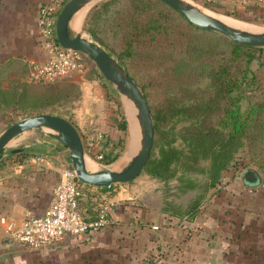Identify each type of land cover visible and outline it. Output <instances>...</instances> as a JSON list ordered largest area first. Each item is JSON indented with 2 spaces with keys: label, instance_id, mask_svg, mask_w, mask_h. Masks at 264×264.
Returning <instances> with one entry per match:
<instances>
[{
  "label": "crops",
  "instance_id": "1",
  "mask_svg": "<svg viewBox=\"0 0 264 264\" xmlns=\"http://www.w3.org/2000/svg\"><path fill=\"white\" fill-rule=\"evenodd\" d=\"M50 1L0 0V61L14 56L28 61L46 59L38 14L39 7ZM201 1L234 12L264 15L263 0ZM66 80L78 84L79 94L68 106L69 115H60L76 126L83 143H89L93 151H107L108 142L118 132L114 108L119 107L124 115L122 104L126 102V115L130 118L132 113L135 117L132 103L101 73L96 76L86 70L73 72ZM127 119V149L123 147L120 155L110 163L98 160L85 149L88 168L118 169L120 167L115 164L121 157L123 160L135 153L140 137L134 140L131 136L128 140L130 125ZM27 131L24 141L16 146L22 150L0 158V234L7 232L9 223L17 224L28 215L41 214L52 196L61 169L70 164L68 148L45 129ZM248 166L262 175L258 185L243 182L241 174ZM128 183H115L110 190L86 183L85 189L93 192L81 201L87 218L95 214L98 194L110 191L109 221L100 228L79 236L65 235L56 244L37 250L21 242L0 245V264H264V171L258 165L238 167L234 161L224 169L221 180L210 187L202 199L193 220L165 212L162 205L148 208L141 201L143 195L132 194ZM154 191L160 195V190ZM175 218L182 223L179 239L184 246L164 250V259L157 261L160 248L148 249L146 243L149 240L156 244L161 239L164 244L171 243L167 230L172 229L170 224ZM196 220L198 230L192 233L187 227ZM149 226L167 230L160 233ZM9 258L17 261H8Z\"/></svg>",
  "mask_w": 264,
  "mask_h": 264
},
{
  "label": "trees",
  "instance_id": "2",
  "mask_svg": "<svg viewBox=\"0 0 264 264\" xmlns=\"http://www.w3.org/2000/svg\"><path fill=\"white\" fill-rule=\"evenodd\" d=\"M83 27L113 53L148 102L154 137L143 170L150 176L163 181L177 179L178 188L185 191L197 185L195 175L201 174L207 191L221 180L223 170L234 162L245 141H256V131H264V46L231 40L224 58L209 57L204 61L203 84H183L161 95L157 92L160 78L153 70L154 55L161 50L181 53L201 42L211 44L212 30L195 25L162 0H102L89 9ZM84 59L85 70L100 76L95 65L87 64L86 56ZM28 70L29 61L20 56L0 61V118L7 121V126L14 122L6 118L21 97L14 80ZM251 91L253 97L246 99V92ZM114 111L118 132L108 142V150L93 151L84 141V150L95 158L102 152L99 160L105 163L120 155L127 135L123 113L119 107ZM100 188L106 189L107 185ZM85 191L87 197L93 194ZM201 201L199 195L187 209L162 210L193 219Z\"/></svg>",
  "mask_w": 264,
  "mask_h": 264
},
{
  "label": "rangeland",
  "instance_id": "3",
  "mask_svg": "<svg viewBox=\"0 0 264 264\" xmlns=\"http://www.w3.org/2000/svg\"><path fill=\"white\" fill-rule=\"evenodd\" d=\"M102 0H97L100 2ZM191 2L197 4L199 7L203 8L209 13H212L222 20L233 21L246 26V30H254V31H263L264 30V16L255 15L252 13H242L236 12L237 14H231L227 11V9L223 7L214 8L210 4L202 2L201 0H190ZM96 3H90L85 6L83 10H81L75 18H80V27L79 29H73V32H83L85 35L93 38L83 27V22L86 14L89 9L95 5ZM231 8V7H230ZM230 11V10H229ZM234 12V11H230ZM213 32L209 33L210 42H201L197 44H192L188 47L187 50H184L181 53H174L167 50H161L154 55L153 58V70L159 75L160 82L157 86V92L159 94H166L174 92L177 88H179L183 84H203L205 82V62L209 57H219L224 58L226 53L228 52L231 39L217 31L212 30ZM216 32V33H214ZM94 39V38H93ZM96 40V39H95ZM98 41V40H97ZM100 43V42H99ZM201 54L199 56L198 54ZM86 56V55H85ZM87 64L95 65L93 61L86 56ZM96 66V65H95ZM253 67L256 66V63L252 64ZM91 69V68H90ZM97 69V68H96ZM87 73H90V70H87ZM26 74H24L21 78H16L14 80L16 85V91L21 92L20 102L17 104L16 108L9 112L10 114L6 118L10 121H17L21 118L28 116L29 113H40L47 112L52 114H63L69 115V104L72 100H74L79 94L78 84L72 81H67L66 78L61 80L53 81V82H35L28 80L26 78ZM246 99L250 96V99L253 97V93L246 92ZM245 99V100H246ZM124 100V99H123ZM243 100V105L246 101ZM125 102V100H124ZM126 103V102H125ZM125 103L122 104V109L124 112V116L127 119L131 128V121L129 116L126 115L125 112ZM133 105V103H132ZM6 106V105H5ZM135 109V120L138 124V120L136 117V108ZM7 121L0 118V132L7 126ZM45 129V128H44ZM140 129V127H139ZM258 130V129H257ZM253 130L252 132H255ZM257 132V139L254 142H249L251 140H246L244 146L240 149L239 152L236 153L235 157L238 159H234L235 164L238 167L246 166L250 164H256L260 167L262 171H264V131ZM28 131H24L17 136L13 137L5 150H9L12 147L17 146L20 142H23L28 134ZM128 138V135H127ZM131 138V131L129 129V139ZM250 138V137H249ZM140 140V139H139ZM126 143V142H125ZM139 146V144H138ZM126 150L127 146H124ZM138 149V148H137ZM136 152V151H135ZM126 158L122 160V157L115 166L123 167L130 159ZM197 185L194 188L187 189L183 191L178 188L180 184L177 179H169L168 181H163L159 178H155L147 174L144 170H142L134 179L128 181V185L133 190L134 193H140L143 195V200L141 201L148 206V208H153L154 206L162 205V207H166L171 210L179 209L184 210L187 209L190 203L193 202L195 198L200 195V199L202 200L208 190L205 189V180L201 174L195 175ZM155 189L160 190V195H156ZM114 192V191H113ZM147 194V196L145 195ZM140 195V196H141ZM204 195V196H203ZM161 196V197H158ZM146 198V199H145ZM155 209V208H153ZM193 220V219H192ZM196 222V223H195ZM198 221H192L190 223V227L188 226V230L192 233L197 232L198 230ZM172 225V229L167 230L168 236L171 237V243L164 244L163 239L158 241L159 243L149 242L146 243V248H160L159 258L157 261H162L164 259V250L171 249V247L184 246L183 240H180V235H182V223L178 219H174V223ZM145 226V224L143 225ZM179 226V227H177ZM148 228V226H145ZM147 228L145 230H147ZM149 228L153 231H158L160 233L164 232V228ZM186 228V227H185ZM165 230V231H166ZM166 233V234H167ZM163 234L164 236H167ZM150 235V234H149ZM162 237V238H163ZM166 257V256H165ZM161 259V260H160ZM8 261L16 262L14 258Z\"/></svg>",
  "mask_w": 264,
  "mask_h": 264
},
{
  "label": "water",
  "instance_id": "4",
  "mask_svg": "<svg viewBox=\"0 0 264 264\" xmlns=\"http://www.w3.org/2000/svg\"><path fill=\"white\" fill-rule=\"evenodd\" d=\"M97 0H66L57 14L55 21V36L57 42L64 48H71L89 57L96 68L112 84L123 97L131 99L136 107V117L140 127V140L136 152L129 161L118 169H90L86 166L84 143L76 126L66 117L47 112H40L21 118L6 126L0 132V158L22 150L12 147L5 150L9 141L18 134L33 129H44L60 144L68 148V159L77 177L92 186L128 182L134 179L145 167L153 145V118L148 102L134 78L118 61L113 53L97 40L83 32H73L71 20L80 9ZM177 10L195 25L220 32L236 43L264 46V30L254 31L233 27L215 15L203 10L190 0H162ZM241 178L246 185H258L262 175L253 167L243 170ZM12 236L3 232L0 234V245L13 243Z\"/></svg>",
  "mask_w": 264,
  "mask_h": 264
},
{
  "label": "built area",
  "instance_id": "5",
  "mask_svg": "<svg viewBox=\"0 0 264 264\" xmlns=\"http://www.w3.org/2000/svg\"><path fill=\"white\" fill-rule=\"evenodd\" d=\"M65 1L51 0L39 7L40 38L47 57L42 61H29L26 73L28 80L53 82L73 72L85 71V55L78 50L62 47L56 40L55 21ZM101 156L102 153H99L97 159ZM85 185L71 164L64 166L43 212L28 215L17 224L9 223L7 233L14 242H21L27 248L37 250L56 244L65 235L79 236L91 229L100 228L109 221L112 202L108 194L112 184L107 185L108 192L98 194L92 218H87L81 206V201L87 198Z\"/></svg>",
  "mask_w": 264,
  "mask_h": 264
},
{
  "label": "bare ground",
  "instance_id": "6",
  "mask_svg": "<svg viewBox=\"0 0 264 264\" xmlns=\"http://www.w3.org/2000/svg\"><path fill=\"white\" fill-rule=\"evenodd\" d=\"M85 7H83L82 9H80L79 10V12L81 11V10H83ZM201 8V7H200ZM203 9V8H202ZM206 11V10H205ZM79 12H77L75 15H74V17L72 18V20H71V25H72V23H73V21H74V19H75V21H74V23H73V25H72V29H79V27H80V19H81V17L80 18H75V16L79 13ZM212 14V13H211ZM214 15V14H213ZM216 16V15H215ZM216 17H218V16H216ZM219 18V17H218ZM221 19V18H220ZM222 20V19H221ZM222 21H224V22H226L227 24H229V25H231V26H233V27H236V28H240V29H246V26L245 25H242V24H239V23H236V22H233V21H225V20H222ZM123 98H125V99H129V98H127L126 96H124ZM129 101L131 102V103H133L132 102V100L131 99H129ZM129 104V103H128ZM133 105H134V103H133ZM130 106V105H129ZM135 106V105H134ZM136 108V107H135ZM135 110V109H134ZM137 111V110H136ZM131 113V112H130ZM130 121H131V128H130V131H131V136H132V139H134V140H138L139 139V135H140V133H139V126L137 125V122H136V120H135V117L132 115V113L130 114ZM10 142V141H9ZM87 157H86V166H87Z\"/></svg>",
  "mask_w": 264,
  "mask_h": 264
}]
</instances>
